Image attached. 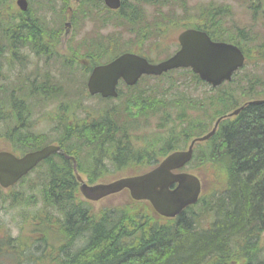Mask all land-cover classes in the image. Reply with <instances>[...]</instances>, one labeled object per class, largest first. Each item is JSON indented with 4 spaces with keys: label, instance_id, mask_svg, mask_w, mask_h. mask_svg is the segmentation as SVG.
<instances>
[{
    "label": "trees",
    "instance_id": "1",
    "mask_svg": "<svg viewBox=\"0 0 264 264\" xmlns=\"http://www.w3.org/2000/svg\"><path fill=\"white\" fill-rule=\"evenodd\" d=\"M5 1L0 0V7ZM28 1L32 3L36 0ZM57 1H62L63 8L69 3V0ZM154 1L158 9L159 4L168 5L182 0ZM90 3L96 4L97 1L86 0L77 11L80 15H76L94 19L97 26L104 24L97 11L91 12ZM180 7L186 10L183 3ZM139 8L127 3L124 10L115 13V17L119 16L118 20L115 19L117 24L122 23L126 30L136 33L135 41L129 38L125 43L121 36L94 35L91 39L74 42L68 47L66 55L60 54L57 49L58 29L55 31L49 25L43 26L44 18L40 20L28 16L29 10L18 13L14 29L2 32L0 77L4 54L9 52L16 58L17 50L22 47H29L45 62L56 64L58 75L45 72L39 82H0V121L7 120L15 126L12 129L8 127L4 136L18 148L13 150L21 153L55 142L63 152L75 157L79 173L90 182H96L123 168H133L146 162L147 167H151L169 151L185 148L192 138L210 131L215 120L222 117L213 135L194 145L190 164L221 168L227 184L226 192L218 200L201 198L200 202L186 208L176 218L162 219V223L149 222V219L155 220L145 213L150 212L145 204L143 211L124 204L101 207L100 212L94 214V210L77 196L78 182L72 161L61 153H54L33 169L37 172L33 183L11 194H4L0 189V203L9 200L12 205L18 204L27 216L24 221H33L32 227L37 230L38 227H45L34 246H47L46 258L56 259V264H60L59 259L61 264H259L263 251L260 239L264 229V102L249 101L264 99V81L259 75L248 74L245 77L248 84L239 86L237 76L249 61L264 64V34L262 37L258 35V42L250 29L235 28V33L225 35L224 29L218 26L223 9H217L214 3L199 6L198 22L194 27L205 30L214 40L236 44L245 54V64L229 82L217 88L208 86L209 90L202 97L186 95L170 102L159 98V95L137 91L136 86H126L131 92L123 94L118 110L108 104L110 99L98 96L94 97L99 101L94 106V114L87 111L85 116H74L71 122L66 121L81 110L80 103L76 105L70 99L72 96L92 98L87 94L84 82L75 87V72L81 71L85 76L102 60L109 61L126 51L122 49L123 44L138 51L136 47L140 49L143 40L164 37L167 27L177 23L173 6L167 13L159 11L151 18H145ZM258 8L261 7H252L253 19L257 18ZM248 43L250 49L246 47ZM250 50L256 51V54L252 55ZM180 70L195 82L207 85L190 69ZM176 71L171 70L158 77L142 76L140 79H160ZM121 95L122 90H119L118 97ZM60 98L67 101V106L54 117L57 121L54 129L59 130L58 135L50 138L48 132L14 131L22 126V120L29 117L33 107L37 109ZM240 105L244 106L236 115L227 116ZM187 108H199L202 117L209 115L208 123L199 116L190 117L186 113ZM176 109L178 111L173 115L172 111ZM122 113L132 120L160 113V122L155 126L165 129V132L144 141V147H137L132 142L129 128L124 122H119ZM28 176L22 177L17 185L24 184ZM28 206L35 210L39 207L45 218H40L35 210L26 211ZM196 207L198 210L195 211ZM213 214L214 218L209 217ZM205 218H210L211 223L205 225ZM5 234L6 238L0 241V262L6 259L10 264H28L29 261L39 264L35 259H28L32 255V241L13 238L9 231ZM45 235L53 237L48 242Z\"/></svg>",
    "mask_w": 264,
    "mask_h": 264
},
{
    "label": "rangeland",
    "instance_id": "2",
    "mask_svg": "<svg viewBox=\"0 0 264 264\" xmlns=\"http://www.w3.org/2000/svg\"><path fill=\"white\" fill-rule=\"evenodd\" d=\"M14 1L15 0H6L0 7V42H4L2 40V32L4 31L8 33L9 29H14L16 25L15 23L17 22V15L19 12ZM82 1L83 0H69L68 6L63 8L62 1L36 0L32 3H28V10L30 11V14L27 15L41 18L40 20H43L44 18L45 22L42 23L43 26L48 27L49 25L51 28H53V30H59L57 49L63 55L68 53V47L73 45L74 42H78L79 40H83L85 38L91 39L94 37V35L96 36L99 34L103 36H121V40L125 41V43L129 38H132L135 41L136 33L126 30L122 23L117 24L115 19L117 18L118 20L119 16L115 17L116 12H109L100 3H90L92 4L90 9L92 13L95 11L98 12L99 17L104 19V24L97 26L94 22V19L78 17L77 15L80 14L77 13V11L85 4V2ZM127 3H133L134 5L140 7L138 11H143L145 18H151V16L155 15L159 11H164L167 13L170 10V6L175 7V13L178 18L177 23L172 27H167L168 30L166 31L164 37L143 40L141 43V48L139 49L136 47L140 53L146 55L150 60H160L172 54L178 47L176 40L177 34L182 30L183 27L187 25L194 26L198 22L196 15L198 14L199 6L203 7L208 3H214L217 9H223L218 21V26H221L224 29L225 35L235 33V28L250 29L253 35H256V42H258V35L262 37L264 34V0H239L238 2H233L232 0H182L170 3L171 5L169 3L168 5L159 4L157 5L158 9H156L155 6H151L150 4H146L140 0H126L123 8L120 6L119 10H124L127 6ZM181 3L185 5L186 10H182L180 7ZM253 6L254 8L257 6L261 7L256 10V19H253L252 17ZM68 15H70L71 18ZM68 19L71 20V24ZM65 21L69 22V25H66V29L68 30V33L66 34L63 33V23ZM215 27L216 25L213 26V28ZM158 42L160 45L159 47ZM133 44L134 42L132 45ZM132 47L128 48L126 45H122V49L131 51L135 50ZM246 47L249 49L251 48L249 43ZM249 52L252 53V55L256 54V51L254 50H250ZM101 62H105V60H102ZM1 69L2 76L0 77V82L3 84L11 81H15V83H25L28 81L39 82L43 79L45 72L47 74L54 73L55 75H58V68L56 64L53 65L52 62H45L42 56L31 51L29 47H22L17 50L16 58L12 57L9 52H6L2 58ZM180 71L181 70H177L176 72L169 73L160 79H143L138 82V84H136V90H144L146 94L153 96L159 95V98H162L167 102L174 101L180 96L186 97V95H189V97L193 98H199L204 96V94L209 90L208 85L197 83L187 73H180ZM248 74H254L256 76L259 75V78H262L264 81V64L256 63L253 60L249 61L245 69L239 73V76H237L240 79L238 82L239 86L248 84L245 78ZM86 75L84 76L81 71L74 73L73 83L75 87L80 83H85ZM257 88L259 89L260 87ZM65 89L68 90V87ZM118 89L122 90V95L108 102L110 106L116 108L117 110L122 103L123 94L131 92L125 87L123 83L118 85ZM208 93H210V91ZM70 99H72L76 105L80 103L81 110L73 113L69 119H66L67 122H71L70 119H72L74 116L82 117L87 115V111L91 112V114H94V106H96L99 102L97 98L94 97L78 99L75 97V95ZM65 106H67V101L60 98L54 100L50 104L47 103L41 107L38 106L37 109L33 107L29 117H25L22 120V126L14 129V131L19 129L22 131L28 130L33 133L48 132L49 137L52 138L55 136V134L58 135L59 133V130L54 129L55 125L57 124V121L54 120V117L59 115L61 110L66 108ZM185 110L190 117L199 116L208 123L210 116L207 115L206 117H202L199 108L198 110L190 108ZM177 111L178 109L173 110L172 114L175 115ZM6 121H0V149H18L12 144L10 139H6L4 136V133L8 131V127L11 129L15 127L13 122L7 123ZM119 122L125 123L126 127L129 128L128 132L132 135V142L135 144V146L140 148L144 147V141L147 142L153 136L158 137L159 132H165V129H159L157 126H155L158 122H160V113L149 114L148 117L143 116L134 120L126 118L122 113V118L119 120ZM14 152L16 154H20V151ZM140 168H143L142 170L148 168L147 162L140 165H135L131 169L123 168L116 170L115 172H110L106 175L105 180L108 181L123 174L142 171L138 170ZM109 170H111V168H109ZM183 170H191V172L199 176L202 184V194L205 199L212 201L214 199L218 200L220 195H223L226 192L225 190L227 189V184L225 176H223V170L221 168L215 167L213 165L198 166L192 162L189 167L184 168ZM197 170L198 172H196ZM36 178L37 172L35 170L29 174L27 181L24 184L16 185L12 189L3 192L4 194L8 192V194H11L14 191H19V188H24L30 183H33V180ZM124 193H120L115 196L111 195L108 197H103L96 202H92L91 204L94 209H99L101 207L112 208L116 206H122L127 203L125 202L126 195ZM31 210H35V208L29 207L26 209V211ZM194 210H198V207H196ZM35 211L40 218H45L46 215L41 212L39 207L36 208ZM26 217L27 216L24 214L22 208L18 204L14 203V205H12L10 204L9 200H5L0 203V240L3 239L6 231H9L13 236L21 234L22 237L27 238L28 242H33V245H30V252L32 255L29 256L28 259L38 260L39 264H42V260L47 257V246L44 248L41 246V244L34 246L36 243H38V241L35 240L41 237V234L32 232V226H34L32 225L33 221H24ZM207 221H210V219L205 218L203 220L205 225L208 224ZM41 228L43 227L41 226ZM32 246L34 248L39 247V249H34ZM260 246L263 248V251L261 252L263 254L258 263L264 264V259H262L264 257V238L263 240H260ZM25 263L26 262H23L21 264ZM0 264L10 263L5 259L0 262ZM28 264H33V262L29 261Z\"/></svg>",
    "mask_w": 264,
    "mask_h": 264
},
{
    "label": "water",
    "instance_id": "3",
    "mask_svg": "<svg viewBox=\"0 0 264 264\" xmlns=\"http://www.w3.org/2000/svg\"><path fill=\"white\" fill-rule=\"evenodd\" d=\"M103 1L112 9L120 5V0ZM16 4L20 10H27L26 0H16ZM177 39L178 50L157 63H151L135 53L125 52L105 64L94 66L86 82L89 94L99 93L102 97H115L119 79L127 85H133L143 74L160 75L173 68L182 67L190 68L201 80L216 87L223 81L230 80L233 72L243 65L244 55L238 46L224 41H213L204 31L188 28L180 32ZM249 102L263 103L264 99ZM242 107L229 114H237ZM221 118L215 121L211 131L194 138L186 150L167 154L155 167L145 173L121 177L108 183L87 185L77 174L75 160L71 157L76 177L81 182L80 192L88 200H98L126 189L131 199L147 200L159 215L174 217L197 201L201 185L196 175L173 170L191 159L194 143L208 139L215 132ZM59 149L58 145L49 144L26 152L22 156L0 150V186L3 188L11 186L38 162Z\"/></svg>",
    "mask_w": 264,
    "mask_h": 264
},
{
    "label": "flooded vegetation",
    "instance_id": "4",
    "mask_svg": "<svg viewBox=\"0 0 264 264\" xmlns=\"http://www.w3.org/2000/svg\"><path fill=\"white\" fill-rule=\"evenodd\" d=\"M144 3H146V4H150L151 6H154L155 4H157L154 0H150V1H145V0H142ZM233 2H238L239 0H232ZM247 1V0H246ZM221 2V1H220ZM179 3V2H178ZM143 12V11H142ZM62 155H64L66 158H68L67 157V155H69V154H67L66 152H63V153H61ZM77 196H78V194H77ZM78 198H79V196H78ZM211 216H213V218L215 217V214H213V215H210L209 217H211ZM210 219V218H209ZM211 223V219H210V221H208V223ZM264 225V224H263ZM129 227H128V231H129ZM264 230V229H263ZM125 232H127V231H125ZM80 241V240H79ZM81 242V241H80ZM75 244H76V242H75ZM72 249H76V248H72ZM31 262H33V261H31ZM36 263H38V260H36L35 261ZM43 262H46V263H50V264H56L57 263V260L56 259H51V258H46L45 259V261H43ZM59 262H60V264L62 263V260H60L59 259Z\"/></svg>",
    "mask_w": 264,
    "mask_h": 264
}]
</instances>
